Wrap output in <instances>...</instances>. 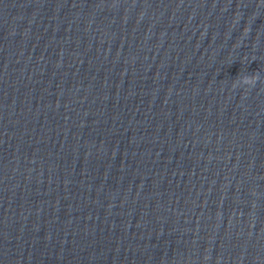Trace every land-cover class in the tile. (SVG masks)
Wrapping results in <instances>:
<instances>
[{"label": "water", "instance_id": "obj_1", "mask_svg": "<svg viewBox=\"0 0 264 264\" xmlns=\"http://www.w3.org/2000/svg\"><path fill=\"white\" fill-rule=\"evenodd\" d=\"M0 264H264V0H0Z\"/></svg>", "mask_w": 264, "mask_h": 264}, {"label": "clouds", "instance_id": "obj_2", "mask_svg": "<svg viewBox=\"0 0 264 264\" xmlns=\"http://www.w3.org/2000/svg\"><path fill=\"white\" fill-rule=\"evenodd\" d=\"M257 79V75H244L240 77L239 81L236 83L244 84V85H252ZM235 86V85H234Z\"/></svg>", "mask_w": 264, "mask_h": 264}]
</instances>
